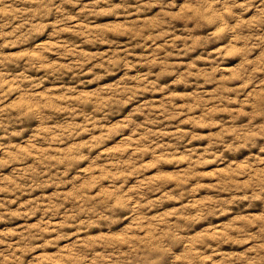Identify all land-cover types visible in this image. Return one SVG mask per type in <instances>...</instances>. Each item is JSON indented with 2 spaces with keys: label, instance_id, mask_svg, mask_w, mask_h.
<instances>
[{
  "label": "clouds",
  "instance_id": "9594fccd",
  "mask_svg": "<svg viewBox=\"0 0 264 264\" xmlns=\"http://www.w3.org/2000/svg\"><path fill=\"white\" fill-rule=\"evenodd\" d=\"M0 264H264V0H0Z\"/></svg>",
  "mask_w": 264,
  "mask_h": 264
}]
</instances>
